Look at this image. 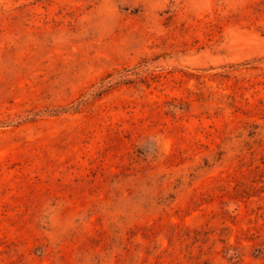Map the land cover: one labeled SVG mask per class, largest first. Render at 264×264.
I'll return each mask as SVG.
<instances>
[{
	"label": "rangeland",
	"instance_id": "1",
	"mask_svg": "<svg viewBox=\"0 0 264 264\" xmlns=\"http://www.w3.org/2000/svg\"><path fill=\"white\" fill-rule=\"evenodd\" d=\"M0 264H264V0H0Z\"/></svg>",
	"mask_w": 264,
	"mask_h": 264
},
{
	"label": "trees",
	"instance_id": "2",
	"mask_svg": "<svg viewBox=\"0 0 264 264\" xmlns=\"http://www.w3.org/2000/svg\"><path fill=\"white\" fill-rule=\"evenodd\" d=\"M105 86H109V83H105Z\"/></svg>",
	"mask_w": 264,
	"mask_h": 264
}]
</instances>
